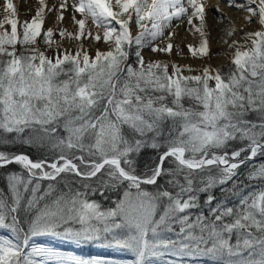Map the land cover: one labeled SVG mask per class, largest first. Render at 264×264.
<instances>
[{"label":"snow or ice","instance_id":"snow-or-ice-1","mask_svg":"<svg viewBox=\"0 0 264 264\" xmlns=\"http://www.w3.org/2000/svg\"><path fill=\"white\" fill-rule=\"evenodd\" d=\"M223 2L250 28L212 5L222 34L239 36L224 41L227 71L145 58L170 55L186 24L191 56L210 60L208 0H38L22 23L6 0L0 264L115 261L42 238L99 243L129 264H264V0ZM66 12L76 32L60 28ZM57 35L106 48L70 51Z\"/></svg>","mask_w":264,"mask_h":264},{"label":"rangeland","instance_id":"rangeland-1","mask_svg":"<svg viewBox=\"0 0 264 264\" xmlns=\"http://www.w3.org/2000/svg\"><path fill=\"white\" fill-rule=\"evenodd\" d=\"M14 4L16 5L17 7V13H18V19L19 21L22 23L23 21H30L31 18L35 15L34 13H32L30 11V9L28 8H25V7H22L21 5V0H13ZM28 0H25V4L28 5ZM56 3L60 2V0H55ZM3 3V4H1ZM6 3V0H0V5L2 7H0V20H2L4 18V16L6 15L5 13V10H4V5ZM70 13H68L69 15ZM52 17H55L52 16ZM49 18V15H47L46 17V22H45V28L47 27H52L53 26V19L54 18ZM73 26H74V23H71ZM73 26H69L65 23H61L60 24V28H64V29H67L69 32H76L77 28L76 29H73ZM6 28L10 31V26H7L6 25ZM72 28V29H71ZM245 25L243 26V28L241 29H245ZM71 29V30H70ZM247 29V28H246ZM249 29V28H248ZM222 34V33H221ZM223 35V34H222ZM225 36V35H223ZM57 37L61 38L59 35H57ZM56 38V36L54 37V39ZM225 38H227L228 40L231 39L230 36H226ZM62 39V38H61ZM64 40H66L64 43H61L63 44L62 47L63 48H67L69 49L70 51H75L76 48L81 44L83 43V47L87 50H89V52L94 56L95 55V51L97 48L101 49V50H105L106 46L104 44H96L93 40L91 39H84L83 41H79V40H75L73 38H70V37H65L63 38ZM214 39H212V44L210 45V47L212 48V53H211V59L213 60H216L218 59L221 54H222V51L217 47V43H215V41H213ZM178 41L175 40L173 41V44H174V48H173V51L170 55H165V54H152L151 52H149L148 50H145V58L146 60L147 59H163V60H170V57L173 56L174 58H180L181 56V50H180V47L178 46ZM216 44V45H215ZM41 48L42 49H45V46L43 44H41ZM48 51V54L49 55H53L54 52H55V49H47ZM214 51V52H213ZM190 53V52H189ZM230 56L225 60L223 61L217 68H220L221 65L223 64H226V63H229L230 64ZM210 59V60H211ZM191 60H193V58H191ZM194 61V60H193ZM212 61V60H211ZM199 64V65H198ZM206 64H209V62L204 58H201L199 57L198 60H196V67L197 69L198 68H201L203 66H205ZM41 243H44L46 246H49V247H56V248H60L62 250H64L65 252L67 253H70V254H74L70 248H78V247H81L79 245H75V244H68L66 241H62V240H56V239H52V238H42L40 240ZM91 249L92 250H96V251H108V252H111V254H115V255H122L123 257H126V258H130L132 257L130 254L128 253H122V252H119L115 249H111V248H108L102 244H99V243H92L90 245ZM96 257H99V256H96ZM118 258L116 260L118 261H115V264H129V262L131 260H128V259H125V258Z\"/></svg>","mask_w":264,"mask_h":264},{"label":"bare ground","instance_id":"bare-ground-1","mask_svg":"<svg viewBox=\"0 0 264 264\" xmlns=\"http://www.w3.org/2000/svg\"><path fill=\"white\" fill-rule=\"evenodd\" d=\"M28 1L29 2H28V5H27V4L24 3L25 0H21L22 7L30 9V11L35 14V11L39 7L38 0H28ZM47 2H48V4L50 6L58 5V3H59V2L56 3L55 0H47ZM208 3H209L208 18H209V23L212 25L211 34H210V37H209L210 45L212 44V39H214L213 41H215V43H217V47L216 48L220 49L222 51V54L216 60L211 59L212 60L211 61V60H209L207 58H205V59L211 65H213L214 67H218L223 61H225L231 55V52L228 49L227 44L224 43V41L228 40V39L225 38L226 36H223L221 34L222 32H221L220 28L217 27V25L215 23L216 16H215V13H214V11L212 9V5H219L220 7L224 8L225 13L233 18V20H234V25L233 26L236 28L238 33H240L241 28H243V26H244V24H242L240 22V19H238V18L243 16V13L239 12L236 9L227 7L226 5H224L223 0H208ZM1 4H3V3H1ZM0 7H2V6L0 5ZM68 13L69 12L65 13L66 19H65V21L63 23H65V24H67L69 26H73L71 24V23H73L72 20H71V15L70 14L68 15ZM48 15H49V18H51L52 16L55 15V13H49ZM52 18H54V17H52ZM252 27H254V26H252ZM73 29H76L75 25L73 26ZM245 30H250V28L249 29L245 28ZM176 31H177V34H176V36L173 37V41H175V40L178 41L177 44L180 47V50H181L182 53H181L180 58H178V59L174 58L173 57L174 55H173V56L170 57V60L173 61V62L182 64V65H191L192 67L197 68L196 67V60H198L199 56L198 57H192L191 54L189 53L190 51H189L188 45H193V46L198 45L199 44V37L198 36H193L192 33L187 30V25L186 24H180ZM238 38H239V36L231 37V39H229L228 41L231 42L232 39H238ZM55 40L59 41L61 43H64L66 41L63 38L61 39V38H59L57 36H56ZM212 48L210 47V52L211 53H212ZM191 58H193L194 61L191 60ZM185 74H187V73H185Z\"/></svg>","mask_w":264,"mask_h":264},{"label":"trees","instance_id":"trees-1","mask_svg":"<svg viewBox=\"0 0 264 264\" xmlns=\"http://www.w3.org/2000/svg\"><path fill=\"white\" fill-rule=\"evenodd\" d=\"M228 67H229V63L223 64V65L220 66V68L224 69L225 71H227ZM20 150L21 151H25V152L28 151V149L26 147H22V148H20ZM3 184H4L3 179H0V187H3ZM90 245H84V246H81V247H78V248L74 247V248H70V250L76 255H82V256H85V257H88V256H91V257L99 256V257H102V258H105V259H110V260H115V261H118L119 260L118 258H120V257L128 259V260L132 259V257L126 258V257H123L120 254L119 255L111 254V252H108V251L92 250ZM116 259H118V260H116ZM115 261L111 262V264H115Z\"/></svg>","mask_w":264,"mask_h":264}]
</instances>
